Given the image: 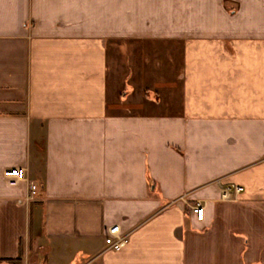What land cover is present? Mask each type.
<instances>
[{"label": "crops", "instance_id": "obj_1", "mask_svg": "<svg viewBox=\"0 0 264 264\" xmlns=\"http://www.w3.org/2000/svg\"><path fill=\"white\" fill-rule=\"evenodd\" d=\"M29 248L264 264V0H0V259Z\"/></svg>", "mask_w": 264, "mask_h": 264}, {"label": "built area", "instance_id": "obj_2", "mask_svg": "<svg viewBox=\"0 0 264 264\" xmlns=\"http://www.w3.org/2000/svg\"><path fill=\"white\" fill-rule=\"evenodd\" d=\"M27 170L23 166H13L6 168L5 176L7 177L8 183L11 185H16L21 181H27ZM231 187L226 186L223 188V195L227 197L229 195ZM239 190V186H235L234 190ZM38 190V185L31 183L28 190V198H33ZM204 205L201 201L197 200L191 204V211L201 219L203 217ZM104 241L107 249L120 250L128 241V234L121 231L119 224H113L108 227L105 235ZM5 264H38L37 262H31L27 259H22L20 261H10L4 262Z\"/></svg>", "mask_w": 264, "mask_h": 264}, {"label": "rangeland", "instance_id": "obj_3", "mask_svg": "<svg viewBox=\"0 0 264 264\" xmlns=\"http://www.w3.org/2000/svg\"><path fill=\"white\" fill-rule=\"evenodd\" d=\"M25 251L26 252H25V254L23 256L22 251L20 249L19 255L15 259H13L11 261H20L22 259H27V260H29L31 262H37L38 264H42V262L37 261V257L34 255L35 252H33L31 248H29L28 251H27V249ZM0 264H5V263L0 261Z\"/></svg>", "mask_w": 264, "mask_h": 264}, {"label": "trees", "instance_id": "obj_4", "mask_svg": "<svg viewBox=\"0 0 264 264\" xmlns=\"http://www.w3.org/2000/svg\"><path fill=\"white\" fill-rule=\"evenodd\" d=\"M11 260H13V258H1L0 259L1 262H10Z\"/></svg>", "mask_w": 264, "mask_h": 264}]
</instances>
